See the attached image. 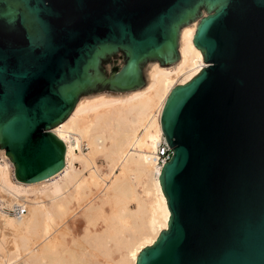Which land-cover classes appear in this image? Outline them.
Listing matches in <instances>:
<instances>
[{"label":"water","instance_id":"1","mask_svg":"<svg viewBox=\"0 0 264 264\" xmlns=\"http://www.w3.org/2000/svg\"><path fill=\"white\" fill-rule=\"evenodd\" d=\"M198 16L208 65L161 115L168 229L136 264H264V0H0V148L20 181L57 174L66 144L52 129L79 97L144 85L143 62L178 59Z\"/></svg>","mask_w":264,"mask_h":264},{"label":"bare ground","instance_id":"2","mask_svg":"<svg viewBox=\"0 0 264 264\" xmlns=\"http://www.w3.org/2000/svg\"><path fill=\"white\" fill-rule=\"evenodd\" d=\"M196 18L180 29L178 59L166 64L155 59L146 74L143 69L144 85L79 97L69 117L52 129L66 144V163L57 174L36 182L20 181L14 163L0 148V197L28 206L20 218L0 211V264H136L140 251L168 229L171 211L160 183L162 166L156 151L164 135L161 115L171 89L208 65L193 40ZM99 153L110 158L109 173L103 174L96 164ZM102 183L112 189L130 183L131 199L138 206L130 209L124 204L115 223L96 228V242L104 244L110 237L115 244L82 261L74 249L67 253V241L52 228L63 212L78 215L74 207L83 194Z\"/></svg>","mask_w":264,"mask_h":264},{"label":"rangeland","instance_id":"3","mask_svg":"<svg viewBox=\"0 0 264 264\" xmlns=\"http://www.w3.org/2000/svg\"><path fill=\"white\" fill-rule=\"evenodd\" d=\"M201 12L202 14H204L207 12V10L203 7L201 9ZM196 19H197L196 21H199L200 19L199 16ZM117 54L118 55L116 56L111 54V58H112L111 61L108 60L106 62H102L106 70L104 71L106 75H110L113 72L111 67L114 64H120L117 66H121L126 61V55L123 50L117 51ZM155 61L156 60L154 58H150L147 59L145 62H143L142 66L143 69L145 70V74L150 64L154 63ZM110 90H105V89H100V91L93 90V91H89V93L87 92L86 94H82V95L85 96V95L99 94L103 92H111ZM95 161L103 174L110 172L111 161L110 158L106 156V154L99 153L96 156ZM76 166L82 168V165L80 163H77ZM116 172L119 173L120 171L117 170ZM103 177L105 178L104 175ZM112 177H114V175L111 176V178ZM102 184L98 186V188L94 187L93 188L94 191L92 193L83 194L81 198V202L79 201V204L75 205L74 207L75 210L76 209L78 210L79 213L78 215H75L74 214L75 212H67V211L63 212L60 215V218H58L55 226L52 228V231L55 232V234L60 240L67 241V245L64 248L67 249V253H71V250L74 249L73 250L74 254L80 255L81 258L83 257L82 261H84L85 258H89L90 255L92 254L102 253L105 250V245L115 244L116 239L115 238L112 239L110 237H108L107 241L104 244L96 242L95 241L96 228L100 229L103 223L107 225L112 224L113 222L115 223L119 219V218L117 219L116 216L119 213V210H121V207L122 206L124 207V204L130 207V209H134L138 206V202L137 200L136 201L133 200L134 199L133 196H132L133 199H131L132 197L129 193L130 187H128L130 183H128L127 186L125 184L126 188L128 187L127 189L125 188V186L122 188L112 189L111 187L108 188L106 184L103 185ZM105 189L106 191L108 190L111 191L106 192ZM107 193H110V196ZM93 196L96 197L94 200L95 202L92 201L93 200L92 198H94ZM132 221L133 219H130V222ZM72 246H75V248L74 247L72 248ZM70 247L72 249L69 250ZM116 256L119 257L118 252H116ZM101 259H103V256H101ZM72 264H79V263H72Z\"/></svg>","mask_w":264,"mask_h":264},{"label":"built area","instance_id":"4","mask_svg":"<svg viewBox=\"0 0 264 264\" xmlns=\"http://www.w3.org/2000/svg\"><path fill=\"white\" fill-rule=\"evenodd\" d=\"M172 154V148L165 135H163L156 151L157 163L163 168L164 164L171 159ZM0 211L20 218L28 212V206L25 203L17 201L10 204L4 198L0 197Z\"/></svg>","mask_w":264,"mask_h":264}]
</instances>
